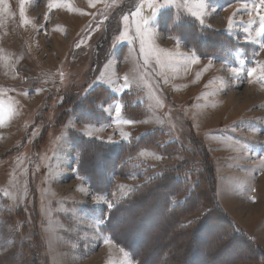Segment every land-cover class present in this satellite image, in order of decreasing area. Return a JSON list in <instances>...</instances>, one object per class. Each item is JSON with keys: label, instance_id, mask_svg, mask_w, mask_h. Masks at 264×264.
<instances>
[{"label": "rangeland", "instance_id": "374dc122", "mask_svg": "<svg viewBox=\"0 0 264 264\" xmlns=\"http://www.w3.org/2000/svg\"><path fill=\"white\" fill-rule=\"evenodd\" d=\"M259 3L153 0L149 7L147 0H0V264H135L103 233L107 211L163 169L184 161L201 168L204 157L215 186L206 189L208 203L188 207L177 223L169 218L171 227L161 224L159 214L162 235L146 243L155 247L149 250L154 254L150 260L162 264L166 254L195 248L198 256L207 255L205 261L235 264L243 250L239 243L227 242V219L264 250V35H256ZM83 6L94 12L78 13ZM160 13L172 22L177 15L196 20L233 45L221 44L220 52L205 51L209 57L200 58L196 51L202 50L194 40L191 49L164 34ZM105 44L109 56L100 65ZM213 45L216 49L217 43ZM193 56L198 64L191 63ZM91 66L96 67L94 74ZM99 85L116 100L92 106L94 99L86 96L87 108L96 113L88 119L80 103ZM129 92L126 116L120 96ZM64 96L66 101L80 98L74 107L82 110L57 125ZM153 129L163 133L160 146L171 144L169 154L147 146L123 157L117 175L125 177L113 175L109 191L96 194L77 173L75 150L81 139L116 146ZM189 191L191 184L172 202L180 204ZM212 219L200 239L189 235ZM129 229L120 226L117 235ZM195 239L197 245L192 244ZM216 245L221 247L210 252Z\"/></svg>", "mask_w": 264, "mask_h": 264}, {"label": "trees", "instance_id": "16d2710c", "mask_svg": "<svg viewBox=\"0 0 264 264\" xmlns=\"http://www.w3.org/2000/svg\"><path fill=\"white\" fill-rule=\"evenodd\" d=\"M165 10L164 12L172 11L170 9ZM161 13L159 15V26L163 30L164 34L176 37L188 48H191V42L194 40L196 45L200 48V50H202L196 51L197 56L200 58L209 57L204 54L206 53L207 55L208 52L212 50H215V53L218 51L220 52L221 50L219 49V46L221 44L227 48H231L233 45L228 39L227 43L225 42L223 38L225 36L223 34L219 32L215 33L212 30L202 27L196 20L177 15L175 22H172L169 20L172 19V17L165 16L164 14L161 15ZM116 14L119 13L117 12ZM205 36L208 38L209 36H212L215 37V39L206 40ZM216 43V49H213L212 46ZM194 49L199 50L198 48ZM108 56V49L105 44V48L102 52V57H104V59L100 60L98 64L101 65ZM89 71L90 74H94L96 67L91 66ZM86 96L94 99L92 106H94V104L97 105L102 102L108 103L116 100V95L112 94L107 88L100 85L92 88L83 98L85 99ZM131 96L132 93L130 92L124 93L120 96L121 101L125 103L124 112L126 116H130V113H128L130 105L127 104L126 101H129ZM80 100V98L78 100L77 98H71L70 101L65 100L66 102H63L59 106L58 109L60 111L62 110L61 112L63 113L59 114L57 125H61L62 122L65 121L71 114L79 116L82 109L80 108L79 110L74 106L80 103ZM85 103H88L86 99L80 104L82 105ZM135 106L136 105L132 107L135 108ZM87 107L88 105L85 104L83 109L87 111V113L85 112L87 116L86 118L89 119L91 113H96ZM100 122H104L103 118H100ZM162 134L161 130L153 129L150 132L142 134L134 142L122 145L118 144L116 146H103L100 141L80 138L81 140L79 141L78 148L75 150L79 154L77 173L88 181L87 184L90 185L91 189H93L96 194H100L102 191L107 192L109 191L108 188H110L112 182V176L117 175L119 167L118 161L123 157L130 156L138 148L147 146H152L160 152L169 154L168 150L171 149V144L167 143L162 146L158 144ZM205 159L206 158L204 157V165L201 168L199 166L189 165L188 161H184V163L178 165L177 167L163 169L160 173L153 175L145 184L135 188L129 196L119 199L111 210L107 211L106 215L108 217L102 228L103 233L108 238H111L117 246L126 250L134 259L135 264H159L150 260L152 255H154L150 253V251L155 247H153V245L152 247L146 245V243L150 241L151 236L160 237L162 235L159 233L161 228L158 226V222H156V217L159 214H161V224L166 223L167 227H171L169 218H174V222L177 223V220L189 211L187 209L188 207L192 208L199 201L208 203L207 197L209 196V193L206 189L208 185L209 190L211 189V186L213 188H215V186L211 182V180H213L210 167L211 165H209ZM99 167L100 172L97 173ZM122 167L123 166H121V168ZM125 167L126 171L130 168L129 164L125 165ZM117 176L125 177L122 172H120ZM207 176L209 178V184L205 182L206 179H208ZM189 184H191V191H189V194L184 198V200L180 204L173 203V197L178 196L182 188ZM141 209L145 210L141 211ZM136 217L139 221L134 224V219ZM227 220L229 222L226 226L224 225V231H226L225 233L228 235L227 242H237L243 250L235 264L244 262L264 264V250L262 247L254 244V242L246 234L235 230L236 226L229 219ZM212 221L214 220L212 219L211 221L204 223L202 227H195L193 232H189V235H193L194 237L197 236V239H200L198 234L207 231L210 228L209 223H212ZM123 225H129L130 231L128 230L127 234H124L123 236L119 234L117 235L120 231V226ZM168 241L172 243L175 239L172 237ZM192 244L197 245L196 239L195 241L193 240ZM192 244L189 243L190 247ZM218 245L214 246L210 252L219 249L221 246ZM167 255L168 254H166V257L164 258L165 264H213L212 261L209 262L208 260L205 261L203 259L207 255L201 257L198 256V252L195 248L193 251H189L188 253L184 252L183 254H174L172 252L170 256Z\"/></svg>", "mask_w": 264, "mask_h": 264}, {"label": "snow or ice", "instance_id": "6c2138e0", "mask_svg": "<svg viewBox=\"0 0 264 264\" xmlns=\"http://www.w3.org/2000/svg\"><path fill=\"white\" fill-rule=\"evenodd\" d=\"M22 2H23V0H22ZM147 3H148V6H149V7H152V5H153V0H147ZM255 7H256V12H257V15H258V17H259V21H260V23H259V27H258V29H257V31H256V35H257V36H259V35H264V14H261V9H264V0H260L259 5L255 6ZM138 14H139V10H137V12L134 13L133 15H138ZM249 14H250V13H249ZM23 15H24V13H23V9L21 8V17H22V18H23ZM192 15H194V16L196 17V19L200 20V22L203 23V19H202V17H201L200 15H198V14L195 13V12L192 13ZM145 23H146V22H145ZM249 24H251V21L249 22ZM230 27H231V18H229V28H230ZM147 32H148V30L145 29V30H144V33L146 34ZM141 44H142V48H143V44H144V41H143V40L141 41ZM262 47H264V45H262ZM190 59H191V63L194 64V65L199 63V61L195 58V56L191 57ZM255 71H256L255 69L249 71V72H248V76H249V77L253 76V75L255 74ZM115 112H116L117 117H119V116H120V113H121V108H120L119 105L116 106V108H115ZM123 122H124L125 124H130V123H131V121H128V120H125V121H123ZM108 207L111 208L112 205L109 204Z\"/></svg>", "mask_w": 264, "mask_h": 264}, {"label": "crops", "instance_id": "0c3cea01", "mask_svg": "<svg viewBox=\"0 0 264 264\" xmlns=\"http://www.w3.org/2000/svg\"><path fill=\"white\" fill-rule=\"evenodd\" d=\"M205 1V0H204ZM241 4H238V5H234L235 7H239ZM83 8V10H79V11H77L78 13H91L92 11L94 12V10H92V9H90L91 7H82ZM157 25V24H156ZM154 30H156L157 31V33L154 31ZM159 29H158V27L157 26H155V27H153V33H155V39H157V40H159L160 38H159V36H158V34H160V30L158 31ZM123 45V44H122ZM126 46V45H125ZM127 47V46H126ZM121 56H122V54H121ZM138 57V56H137ZM121 65V63H119V66Z\"/></svg>", "mask_w": 264, "mask_h": 264}, {"label": "bare ground", "instance_id": "6f19581e", "mask_svg": "<svg viewBox=\"0 0 264 264\" xmlns=\"http://www.w3.org/2000/svg\"><path fill=\"white\" fill-rule=\"evenodd\" d=\"M226 219V218H225ZM209 252V251H208Z\"/></svg>", "mask_w": 264, "mask_h": 264}]
</instances>
